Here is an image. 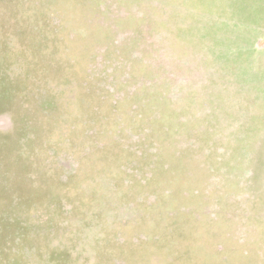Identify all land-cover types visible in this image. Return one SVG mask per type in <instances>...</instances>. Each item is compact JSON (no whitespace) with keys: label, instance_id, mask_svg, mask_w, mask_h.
<instances>
[{"label":"rangeland","instance_id":"1","mask_svg":"<svg viewBox=\"0 0 264 264\" xmlns=\"http://www.w3.org/2000/svg\"><path fill=\"white\" fill-rule=\"evenodd\" d=\"M0 264H264V0H0Z\"/></svg>","mask_w":264,"mask_h":264}]
</instances>
